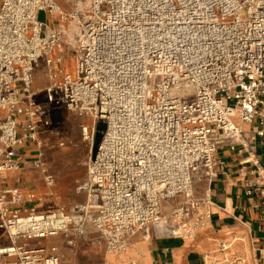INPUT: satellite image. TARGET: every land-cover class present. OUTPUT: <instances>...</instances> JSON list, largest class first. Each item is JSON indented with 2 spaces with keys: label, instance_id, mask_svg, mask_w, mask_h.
Instances as JSON below:
<instances>
[{
  "label": "built area",
  "instance_id": "obj_1",
  "mask_svg": "<svg viewBox=\"0 0 264 264\" xmlns=\"http://www.w3.org/2000/svg\"><path fill=\"white\" fill-rule=\"evenodd\" d=\"M85 1L63 12L59 0H0V231L10 241L0 245V264H61L58 247L42 241L63 234L76 246L89 225L114 256L138 231L195 237L211 217L208 198L192 196L195 177L216 175L225 143L243 146L264 185V0ZM41 11L52 19L40 20ZM68 55L72 71L63 66ZM41 62L46 101L92 119L81 124L90 154L78 190L88 198L68 208L42 210L35 191L1 186L22 166L17 147L30 141L54 196L42 149L45 133L58 132L33 88ZM186 86L192 94L178 92ZM235 119L254 124L248 137ZM257 141L262 157L250 145ZM181 195L163 214L162 201Z\"/></svg>",
  "mask_w": 264,
  "mask_h": 264
},
{
  "label": "crops",
  "instance_id": "obj_2",
  "mask_svg": "<svg viewBox=\"0 0 264 264\" xmlns=\"http://www.w3.org/2000/svg\"><path fill=\"white\" fill-rule=\"evenodd\" d=\"M35 84L36 79L33 88L37 92V98L40 100V94L43 93L45 86L41 90H37ZM55 116H58V113ZM86 117L88 116L83 118ZM82 124L88 123L83 122ZM237 124L241 125L246 131V137H248L249 132L254 127V124L242 123L241 121L240 123L237 122ZM246 127L249 129H246ZM45 134L46 136L49 135L50 138L42 149L44 152L42 158L49 168L46 160V149L53 148L55 144L60 145V141L65 142L63 146L65 147L68 139L65 137L61 138L59 132L51 135ZM250 145L256 151V154L262 157L263 149L259 141L250 142ZM46 146L47 148H45ZM17 148L22 155V166L19 170L5 172L1 180V186H19L23 192L33 190L40 195L46 194L38 180L40 177H31V165L34 169L41 171L33 164L34 160L40 155V149L30 141H25ZM87 156L89 158V155ZM215 157L216 175L212 178H207L200 175L203 172L200 171L195 177L192 189L194 198H208L209 200L206 207L210 209L211 217L207 225L199 229L193 238L161 237L157 236L153 229H151L149 234L144 231H138L131 237L127 251L111 258V264H230L229 261L234 262L231 264H264V194L261 193L264 190V185H256L257 174H251L250 171L253 166L248 162V154L243 150L242 145L239 144L237 149L232 150L229 144H222L217 150ZM61 174L58 191L70 190L73 179L78 177V171L65 168L61 170ZM55 176L57 178V174ZM42 177L44 186L48 187L44 181L43 173ZM247 182L254 189L252 194L247 192L250 188L246 185ZM31 183H34V185ZM203 186H205V190L201 193L199 189ZM257 186L260 188L259 190H256ZM77 191L79 190L77 189ZM84 193L86 195L84 202H86L88 197L87 193ZM184 199L185 196L181 195L174 198L175 201H162L163 214L169 213L173 206L178 205ZM43 204H46L45 208L57 206L53 197H49L48 201ZM43 204L39 205L40 209L44 206ZM72 204L74 203L69 202V205ZM28 205L29 203L26 202L24 206L28 207ZM92 233L99 232L89 225L88 235L79 239L76 246L68 245L63 234L52 236L47 240L56 239V242L51 245L58 247V252L61 255V264H64V253L60 244L66 243L77 254L80 245L86 241H91L90 235ZM0 235L2 238L6 236L1 231ZM98 239L103 245L105 244L100 233ZM92 243L94 242L92 241ZM222 243L228 245L226 250L220 248ZM7 244H10V241L6 237L1 239L0 245ZM104 248L106 249L105 245Z\"/></svg>",
  "mask_w": 264,
  "mask_h": 264
},
{
  "label": "rangeland",
  "instance_id": "obj_3",
  "mask_svg": "<svg viewBox=\"0 0 264 264\" xmlns=\"http://www.w3.org/2000/svg\"><path fill=\"white\" fill-rule=\"evenodd\" d=\"M73 0H59V4L63 6L66 12H70L74 7ZM84 3L89 6V0H86ZM38 17L42 21H50L52 19L51 15L46 14L44 11L39 12ZM63 66L66 70L72 71L74 68V59L71 56H67L64 60ZM35 79L36 84L35 88L37 90H41L47 84L46 79V69L41 62L36 69L35 72ZM178 92H188L189 94L193 93L192 87H183ZM40 101L44 104L48 105L47 110L50 113L51 120H52V127L60 133V137H65L67 140V146L63 147L58 144L51 149H46V160L47 164L52 172L57 174V181L54 188L55 195L53 196L55 203L57 206L63 207H70L69 202L76 203V202H84L86 200V195L84 192L77 191L78 186L87 178L88 175V166L87 160L89 152H90V145H88L85 141L82 140L81 137V124L83 122L91 124L92 119L90 117L83 118L76 113L68 110L64 105L59 104L55 105L52 103H48L45 98V94H40ZM58 113V116H55ZM239 119H235L236 123ZM104 125V123H102ZM248 125V124H247ZM251 127V125H249ZM246 129H249L246 127ZM100 130L98 129V132ZM97 132V133H98ZM64 139V138H63ZM94 147V146H93ZM47 148V146L45 147ZM32 168V169H31ZM32 176L31 177H40L38 180L46 192V194L38 195L39 205L48 201L49 197V189L48 187L44 186L42 172L34 169L31 165ZM73 169L78 171V177L73 179L72 185L70 190H62V192L58 191V185L60 182L61 177V170L62 169ZM32 180V178H30ZM42 179V180H41ZM32 182V181H31ZM34 185V183H31ZM205 190V186L201 187L199 191L203 193ZM172 201H175L174 199ZM177 204V203H175ZM41 208L42 210H48L49 207H46V204ZM99 233H92L90 235L91 241H86L85 243H81L80 249L77 251L73 250L70 246L66 243H61L60 247L62 252L64 253V264H107L105 256L108 253L104 248L103 243L100 242L98 239ZM92 241L94 243H92ZM38 240H35L34 243H37ZM42 242L46 244H53L56 242L55 238L49 240H43ZM79 248V246H78ZM117 257V256H115Z\"/></svg>",
  "mask_w": 264,
  "mask_h": 264
},
{
  "label": "water",
  "instance_id": "obj_4",
  "mask_svg": "<svg viewBox=\"0 0 264 264\" xmlns=\"http://www.w3.org/2000/svg\"><path fill=\"white\" fill-rule=\"evenodd\" d=\"M106 126L104 125L101 128H98L100 131L97 133L96 139H95V143H94V147H93V153L95 154L97 147L103 137V131L105 130Z\"/></svg>",
  "mask_w": 264,
  "mask_h": 264
},
{
  "label": "bare ground",
  "instance_id": "obj_5",
  "mask_svg": "<svg viewBox=\"0 0 264 264\" xmlns=\"http://www.w3.org/2000/svg\"><path fill=\"white\" fill-rule=\"evenodd\" d=\"M63 10V9H62ZM63 12H66L65 10H63ZM200 176V175H199ZM53 193H54V195H55V192H54V189H53ZM105 245V244H104ZM131 246V245H130ZM130 250V249H129ZM113 257H115L113 254H108L107 256H106V262H107V264H111V262H110V259L111 258H113ZM130 262V261H129ZM122 263V262H121ZM133 263V262H132ZM123 264H125V263H123Z\"/></svg>",
  "mask_w": 264,
  "mask_h": 264
},
{
  "label": "trees",
  "instance_id": "obj_6",
  "mask_svg": "<svg viewBox=\"0 0 264 264\" xmlns=\"http://www.w3.org/2000/svg\"><path fill=\"white\" fill-rule=\"evenodd\" d=\"M104 125L102 124V122H100L99 124H98V128H101V127H103Z\"/></svg>",
  "mask_w": 264,
  "mask_h": 264
}]
</instances>
